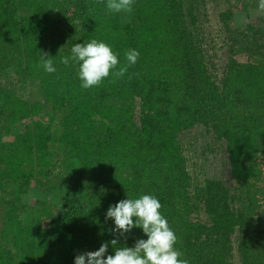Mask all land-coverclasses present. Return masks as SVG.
I'll return each mask as SVG.
<instances>
[{
    "label": "trees",
    "instance_id": "obj_1",
    "mask_svg": "<svg viewBox=\"0 0 264 264\" xmlns=\"http://www.w3.org/2000/svg\"><path fill=\"white\" fill-rule=\"evenodd\" d=\"M256 1L240 0L245 11ZM105 3L0 0V264H74L114 238L109 206L144 194L161 203L189 264H264V26L249 35L230 9L218 15L229 58L217 77L197 0H134L130 14ZM92 39L121 65L137 50V63L116 83L82 89L78 65L60 61ZM45 52L54 73L40 66ZM21 89L40 94L50 124ZM195 127L221 143L235 182L206 181L199 203L181 143ZM32 178L43 181L34 197ZM138 239L147 237L133 228L116 247Z\"/></svg>",
    "mask_w": 264,
    "mask_h": 264
},
{
    "label": "clouds",
    "instance_id": "obj_2",
    "mask_svg": "<svg viewBox=\"0 0 264 264\" xmlns=\"http://www.w3.org/2000/svg\"><path fill=\"white\" fill-rule=\"evenodd\" d=\"M134 0H106L105 8L110 14L131 13ZM259 8L264 10V0H259ZM140 53L129 49L124 53L125 61L120 64L118 56L105 42L92 39L87 43H76L71 48V56H65L61 63L67 66L70 62L78 65V77L81 88L89 89L99 86L111 76V83L123 78L129 68L137 63ZM40 66L47 73L56 72L53 59L48 54L40 56ZM132 75L128 76L132 79ZM159 200L149 194L138 198H126L114 206H109L106 220L112 219L115 227L111 229L114 238L102 243L98 250L78 254L74 264H189L175 245L177 236L169 226L168 220L161 214ZM133 228L142 229L147 239H138L133 247H116L119 238L124 237ZM109 243L114 254L107 255Z\"/></svg>",
    "mask_w": 264,
    "mask_h": 264
},
{
    "label": "rangeland",
    "instance_id": "obj_3",
    "mask_svg": "<svg viewBox=\"0 0 264 264\" xmlns=\"http://www.w3.org/2000/svg\"><path fill=\"white\" fill-rule=\"evenodd\" d=\"M199 8V29L201 32L202 43L208 49V61L213 72L220 77L225 61L229 56L226 37L223 33L218 15L226 9L233 11L232 25L240 27V29L249 33L257 32V29L264 26V10L259 8V0L256 5L245 11L240 0H197ZM67 16L71 17V10H68ZM228 53V54H227ZM228 55V56H227ZM229 58V57H228ZM228 60V59H227ZM238 63H246L249 59L247 55L242 54L235 57ZM254 60V58H253ZM252 60V62H253ZM7 79H13L11 72L6 73ZM22 95L31 103L40 106L39 119L43 123H49L54 120L50 107L42 102L40 94L35 93L31 89H21ZM56 120V119H55ZM183 154L185 156V166L190 177L191 187L188 193L192 198L193 194L198 192V188L202 187L208 180H217L232 189L235 185L231 178L228 161L223 147L219 141L201 127L193 128L189 133L181 137ZM57 167V164L55 165ZM59 168V167H58ZM262 175L261 180L257 183V187L264 190V158L259 163ZM54 172L57 173L56 170ZM57 179H49L50 181ZM43 183L42 180L30 179V191L33 197L37 195V187ZM264 200V198L262 199ZM192 201L199 203L198 200L192 198ZM33 198L28 199L29 204H33ZM59 209V207H58ZM202 210V209H200ZM235 237L233 238V247H235ZM233 264H237V260H233Z\"/></svg>",
    "mask_w": 264,
    "mask_h": 264
}]
</instances>
